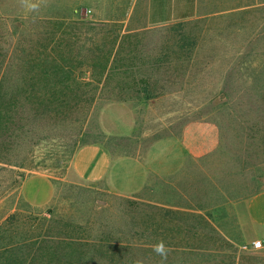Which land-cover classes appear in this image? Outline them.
<instances>
[{"label":"rangeland","instance_id":"rangeland-1","mask_svg":"<svg viewBox=\"0 0 264 264\" xmlns=\"http://www.w3.org/2000/svg\"><path fill=\"white\" fill-rule=\"evenodd\" d=\"M31 3L0 0V264H162L158 240L165 264H264L234 208L247 227L251 198L264 212V0H196L159 23L146 0ZM196 120L216 133L199 158L177 140ZM86 143L138 189L79 178ZM31 173L53 180L44 207L21 196Z\"/></svg>","mask_w":264,"mask_h":264},{"label":"crops","instance_id":"crops-1","mask_svg":"<svg viewBox=\"0 0 264 264\" xmlns=\"http://www.w3.org/2000/svg\"><path fill=\"white\" fill-rule=\"evenodd\" d=\"M195 13L196 0H146V19L151 23L187 19ZM177 140L183 154L199 158L208 154L215 146V128L207 121H190L183 125ZM118 160L104 145L86 143L75 150L72 166L79 178L85 181H100L108 191L130 195L138 189L141 180L138 176L134 177L132 170H126L124 164L121 167ZM54 189L53 180L39 173L24 176L20 183L23 199L37 207H44L51 201ZM256 200L251 198L244 207L250 219L253 218L252 225L248 227L243 225L247 219L242 215V206L237 202L234 207L241 234L246 239L264 235V212L259 214Z\"/></svg>","mask_w":264,"mask_h":264},{"label":"clouds","instance_id":"clouds-1","mask_svg":"<svg viewBox=\"0 0 264 264\" xmlns=\"http://www.w3.org/2000/svg\"><path fill=\"white\" fill-rule=\"evenodd\" d=\"M23 2L27 6V11H34L37 7V3H31V0H23ZM153 251L160 256L162 264H165L167 261V256H168V247L165 245L163 240H158L153 246ZM135 264H143V261L140 259H137L135 261Z\"/></svg>","mask_w":264,"mask_h":264},{"label":"built area","instance_id":"built-area-1","mask_svg":"<svg viewBox=\"0 0 264 264\" xmlns=\"http://www.w3.org/2000/svg\"><path fill=\"white\" fill-rule=\"evenodd\" d=\"M250 245L253 248H261L264 249V242L260 238H256L250 241Z\"/></svg>","mask_w":264,"mask_h":264}]
</instances>
